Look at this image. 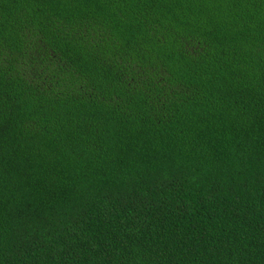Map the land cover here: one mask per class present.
Wrapping results in <instances>:
<instances>
[{
	"label": "trees",
	"instance_id": "trees-1",
	"mask_svg": "<svg viewBox=\"0 0 264 264\" xmlns=\"http://www.w3.org/2000/svg\"><path fill=\"white\" fill-rule=\"evenodd\" d=\"M0 264H264V0H0Z\"/></svg>",
	"mask_w": 264,
	"mask_h": 264
}]
</instances>
